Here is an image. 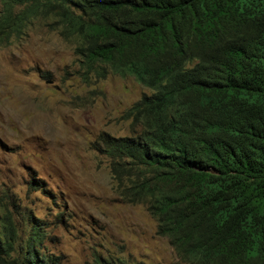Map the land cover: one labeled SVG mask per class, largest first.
Listing matches in <instances>:
<instances>
[{"label":"trees","instance_id":"1","mask_svg":"<svg viewBox=\"0 0 264 264\" xmlns=\"http://www.w3.org/2000/svg\"><path fill=\"white\" fill-rule=\"evenodd\" d=\"M0 2V48L42 22L85 78L151 91L125 114L131 134L102 147L120 197L183 262L264 264V0ZM44 238L3 213L0 264H62Z\"/></svg>","mask_w":264,"mask_h":264},{"label":"rangeland","instance_id":"2","mask_svg":"<svg viewBox=\"0 0 264 264\" xmlns=\"http://www.w3.org/2000/svg\"><path fill=\"white\" fill-rule=\"evenodd\" d=\"M150 94L132 77L85 78L42 22L0 48V217L33 218L62 264H187L120 197L102 147L131 134L125 114Z\"/></svg>","mask_w":264,"mask_h":264}]
</instances>
